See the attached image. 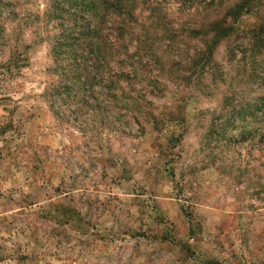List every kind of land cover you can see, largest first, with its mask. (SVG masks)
<instances>
[{"label": "rangeland", "instance_id": "obj_1", "mask_svg": "<svg viewBox=\"0 0 264 264\" xmlns=\"http://www.w3.org/2000/svg\"><path fill=\"white\" fill-rule=\"evenodd\" d=\"M61 1L0 0V264H264V145L217 121L228 90L262 92L264 55L229 64L222 45L227 79L200 78L185 63L206 12L168 1L125 93L77 94L55 57Z\"/></svg>", "mask_w": 264, "mask_h": 264}, {"label": "trees", "instance_id": "obj_2", "mask_svg": "<svg viewBox=\"0 0 264 264\" xmlns=\"http://www.w3.org/2000/svg\"><path fill=\"white\" fill-rule=\"evenodd\" d=\"M174 1L184 8L192 0H62L54 14L61 19L55 27V57L63 66L65 81L77 94L84 93L94 83L101 95L116 100L126 86L137 77L127 61L133 59L132 47L141 53L153 39L169 32L165 28L166 6ZM206 12L205 22L193 30L196 48L189 61L188 71L208 76L211 82H225L226 73L217 75L215 57L218 48L225 45L227 63L251 59L257 66L264 55V9L262 0H195ZM187 10V9H186ZM245 18H253V27L243 30ZM169 35V33H168ZM241 35V36H239ZM153 44L149 45V49ZM59 59V60H58ZM264 63V59L262 60ZM137 64H141L138 62ZM185 71V70H184ZM206 71V73L204 72ZM221 73V72H220ZM255 74V73H253ZM264 78V73L262 74ZM260 94L251 100H237V92L228 90L222 98L217 121H221L220 134L228 137L238 131L244 142L248 138L264 145V85ZM155 120V116L150 114ZM215 120V122L217 123Z\"/></svg>", "mask_w": 264, "mask_h": 264}]
</instances>
